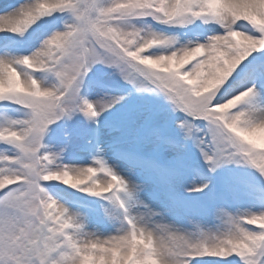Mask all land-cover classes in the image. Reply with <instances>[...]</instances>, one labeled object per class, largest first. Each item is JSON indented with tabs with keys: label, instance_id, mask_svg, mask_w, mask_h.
<instances>
[{
	"label": "snow or ice",
	"instance_id": "obj_1",
	"mask_svg": "<svg viewBox=\"0 0 264 264\" xmlns=\"http://www.w3.org/2000/svg\"><path fill=\"white\" fill-rule=\"evenodd\" d=\"M57 11L72 14L64 30L54 32L31 55L0 57V102L27 110L24 119H9L0 125V143L11 146L0 150V264H120L121 260L136 264L149 254L165 264L161 248L179 264H189L195 257L226 258L233 254L243 264H264V227L258 220L264 213L239 217L222 212L227 227L219 234H190L145 217L161 239L159 247L153 239L152 248L140 252L117 247L116 238L82 244L78 239L82 222L42 186L59 182L104 197L122 210L121 222L128 224L129 235L121 239L131 243V236L140 235L121 195L131 199L134 192L103 159H97L95 166L69 167L57 163L50 151H42L44 133L56 120L75 110L95 117L111 107L107 102L78 100L79 83L96 63L116 67L137 90L163 92L194 119L208 121L211 147L204 156L213 167L236 159L264 175V117L254 114L264 113V109L232 111V104L237 106L253 95L254 89L241 92L245 95L237 103L233 97L225 99L216 87L224 73L217 67L221 60L229 67L240 65L251 52L264 49V0H30L0 15V32L23 36ZM147 17L166 24L211 17L226 31L206 44H189L158 54L148 50L174 38L131 23L133 18ZM239 21L250 23L261 35L240 30L244 25L238 26ZM228 35L245 48L243 54L230 60L225 59L228 52L219 47ZM42 70L54 74L55 84L46 86L30 74ZM53 173L69 174L71 183L53 179ZM88 183L92 186L84 189ZM205 187L192 190L203 191ZM244 223L258 225L262 231H249Z\"/></svg>",
	"mask_w": 264,
	"mask_h": 264
},
{
	"label": "rangeland",
	"instance_id": "obj_2",
	"mask_svg": "<svg viewBox=\"0 0 264 264\" xmlns=\"http://www.w3.org/2000/svg\"><path fill=\"white\" fill-rule=\"evenodd\" d=\"M26 2L30 0H0V15ZM71 21L70 12L57 11L42 18L23 36L0 32V57L31 55L45 39L64 30L65 24ZM131 23L174 38L169 44L148 50L158 54L189 44H206L211 37L226 31L211 17H193L190 21L169 24L152 17L133 18ZM239 25H244L240 30H248L257 37L261 35L246 21H239ZM30 74L46 86L56 82L54 74L48 71ZM248 88H253L254 94L241 101L233 112L248 111L264 90V49L251 52L241 62L220 88V94L227 99ZM78 100L111 104L96 116L101 125L98 140H94L93 124L90 125L95 117L75 110L48 126L42 138V151H50L56 155L57 163L69 167L95 166L97 159H103L118 175L138 186L131 199L121 194L133 216L142 214L190 234L199 231L219 234L227 227L222 212L239 217L264 213V175L254 166L236 159L216 167L209 164L204 156L211 147L208 121L194 119L177 108L165 93L137 90L116 67L96 63L79 83ZM257 107L258 104H254V108ZM26 111L17 104L0 102V125L9 119H24ZM138 136L142 139L138 140ZM9 147L0 143V150ZM201 185L210 188L197 195L200 191L192 189ZM42 186L71 213L78 214L83 232L106 238L126 226L121 222L122 210L107 199L59 182ZM153 213L156 215H151ZM242 226L249 231H262L258 225L244 223ZM233 261L243 264L235 254L226 258L195 257L189 264H233Z\"/></svg>",
	"mask_w": 264,
	"mask_h": 264
},
{
	"label": "clouds",
	"instance_id": "obj_3",
	"mask_svg": "<svg viewBox=\"0 0 264 264\" xmlns=\"http://www.w3.org/2000/svg\"><path fill=\"white\" fill-rule=\"evenodd\" d=\"M238 35L242 36L244 34L238 33ZM219 47H221L222 49L228 52V56H226L225 59H229V60L231 59L232 56L243 54L245 51L244 46L239 41L233 39L231 35H228L226 43H221ZM238 66L239 64H235L234 66H231V67L226 66L223 60H221L219 64L217 65V67L224 69V73L218 77L219 83L216 85V87L217 88L223 87V85L227 83V80L230 78L231 74L235 71V69ZM244 95L245 93H241L238 97H233V100L239 103V101L243 99ZM232 107L233 108L236 107V104H232ZM230 110L231 109H225L226 112ZM259 116L264 117V113H260ZM240 130L243 131V129H240ZM51 175L53 179L61 180L63 183H71L69 174H64L63 176H60L59 174L53 173ZM126 183H127V187L129 191H132L134 193L138 191L137 185H133L131 182L127 180H126ZM91 186H92L91 183H88V184H85L83 187L84 189H87L88 187H91ZM72 215L78 218L77 213H72ZM133 217L136 221V228H137V231L140 233V235L131 236V243H129L125 239H121L124 237H128L129 235L128 224H126V226H123L121 230L118 232V234L111 235L106 238H101L92 232H82L78 234V239L81 241L82 244H88L94 240H109L112 238H116L119 240V244L117 245V247L124 246L125 249H127L128 247H131L133 251L139 250L140 252L151 249L153 246V239H155L159 247V242L161 239L160 234L153 230L152 226H150L148 222L146 221L145 216L142 214H138ZM258 220H259V226L264 227V217H259ZM145 233H151V236H148L146 238ZM240 247L242 250H245V251L247 250L246 245H241ZM161 251L164 253L165 264H179V261H177L175 258L168 257L166 249L161 248ZM120 264H124V261L121 260ZM136 264H159V262L152 255L149 254L145 256L143 260L137 261Z\"/></svg>",
	"mask_w": 264,
	"mask_h": 264
},
{
	"label": "bare ground",
	"instance_id": "obj_4",
	"mask_svg": "<svg viewBox=\"0 0 264 264\" xmlns=\"http://www.w3.org/2000/svg\"><path fill=\"white\" fill-rule=\"evenodd\" d=\"M13 10H15V9H12V11ZM254 104H258V107L257 108H254ZM252 109H264V90L262 91V94L260 95V97L255 102H253L252 104H250L249 110H252ZM254 114L256 116H259L260 112L259 111H256V112H254Z\"/></svg>",
	"mask_w": 264,
	"mask_h": 264
}]
</instances>
